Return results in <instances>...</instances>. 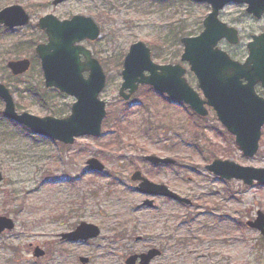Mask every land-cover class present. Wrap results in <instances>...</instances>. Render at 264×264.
Instances as JSON below:
<instances>
[{
	"label": "rangeland",
	"instance_id": "1",
	"mask_svg": "<svg viewBox=\"0 0 264 264\" xmlns=\"http://www.w3.org/2000/svg\"><path fill=\"white\" fill-rule=\"evenodd\" d=\"M14 4L22 5L31 21L13 29L0 26V79L13 91L18 110L41 117L71 113L75 98L45 86L35 47L47 36L36 23L48 13L60 19L82 14L101 28L97 40L81 44L107 75L100 94L107 115L100 136H80L73 144L12 121L0 125V216L15 222L11 231L0 234V264H84L80 257L89 258L85 264H125L128 256L152 248L162 254L150 264H264V236L247 224L258 211L264 213V185L225 180L206 168L215 158L264 167V126L257 154L248 157L211 108L197 121L184 104L149 96L146 89L130 101L118 96L124 56L139 40L151 47L157 63L184 65L198 90L189 64L180 60L183 45L177 33L198 35L210 5L193 0H67L58 5L53 0H0V10ZM245 8L232 3L220 14L238 28L241 42L221 40L219 46L240 61L248 54L251 35L264 32V16L256 19ZM23 57L32 59L30 70L12 75L7 62ZM145 155L171 157L176 163L154 166ZM92 157L104 164L103 171L90 169ZM136 169L191 203L139 192L131 179ZM150 200L152 206L146 204ZM82 221L98 225L100 235L77 242L61 238ZM36 246L43 256H34ZM233 246L246 250L242 258L233 259Z\"/></svg>",
	"mask_w": 264,
	"mask_h": 264
},
{
	"label": "water",
	"instance_id": "2",
	"mask_svg": "<svg viewBox=\"0 0 264 264\" xmlns=\"http://www.w3.org/2000/svg\"><path fill=\"white\" fill-rule=\"evenodd\" d=\"M64 1L67 0H54L53 3L58 5ZM193 1L209 4L211 11L203 20L204 29L200 34L181 38L184 45L181 60L190 64V70L197 76L198 86L204 97L187 81V69L183 65L155 62L150 46L141 40L132 43L125 55L120 96L129 100L140 85L146 84L160 93L167 94L172 100L188 104L198 115L206 116L209 112L207 106L212 107L218 119L235 136L243 154L253 157L260 148L264 126V95L258 94L255 88L258 83L264 88V33L252 36L247 44L248 56L244 61L233 59L219 48L218 43L226 39L231 44H237L240 40L239 30L223 22L219 15L227 4L239 3L247 5L248 13L261 18L264 14V0ZM30 20L29 13L20 4L0 10V25L9 29L25 26ZM37 25L48 36V42L36 46L46 87H54L74 96L76 101L72 104L71 113L62 118L51 115L41 117L27 111L19 112L14 93L0 80V98L4 102L5 117L37 134L65 144H73L76 137L101 135L107 110L106 101L100 99V94L106 86L107 76L92 51L80 44L83 40H96L100 36V27L89 16L77 14L70 19H60L52 13L42 16ZM7 65L14 75H20L29 70L31 60H9ZM145 158L154 165L176 162L173 158L156 155H147ZM87 163L94 171H102L105 168L104 164L94 157ZM206 168L223 179H240L248 185H254L257 181L258 184L264 185V167L243 166L233 160L216 158L207 164ZM131 178L140 181L136 189L143 194L165 196L191 203L189 199L178 195L166 185L149 180L140 170H136ZM2 180L0 170V183ZM146 204L152 206L153 201H146ZM247 224L264 235L262 211H258L255 220H248ZM14 227L12 218L0 216V234ZM100 233L98 225L83 221L75 230L63 233L61 237L68 242H77L96 238ZM33 254L41 257L45 251L36 246ZM161 254L160 249L152 248L147 252L128 256L125 264H150ZM80 260L84 264L89 262L87 257H80Z\"/></svg>",
	"mask_w": 264,
	"mask_h": 264
},
{
	"label": "trees",
	"instance_id": "3",
	"mask_svg": "<svg viewBox=\"0 0 264 264\" xmlns=\"http://www.w3.org/2000/svg\"><path fill=\"white\" fill-rule=\"evenodd\" d=\"M177 41L179 42V40H180V38H179V32L177 33ZM158 56V55H157ZM36 58V57H35ZM143 89H146L147 91H148V95L150 96V95H152L153 94V92H154V89L152 88V87H150V86H143ZM161 97H163L165 100L164 101H166L167 100V98H166V96H164V95H160ZM0 101H1V99H0ZM190 111H191V109H190ZM191 115L193 116V118L195 119V120H197V121H199V117L195 114V113H193L192 111H191ZM110 115L108 114V117H109ZM10 121L7 119V118H5V116L3 115V111L2 110H0V125L1 124H4V123H9ZM23 129L24 130H26V131H28L27 129H25L24 127H23ZM147 130H149L150 131V128H149V125L147 126V128H146ZM229 137H231L230 139H233L234 140V138H233V136L231 135V134H229ZM213 152H215V151H213Z\"/></svg>",
	"mask_w": 264,
	"mask_h": 264
},
{
	"label": "bare ground",
	"instance_id": "4",
	"mask_svg": "<svg viewBox=\"0 0 264 264\" xmlns=\"http://www.w3.org/2000/svg\"><path fill=\"white\" fill-rule=\"evenodd\" d=\"M232 248H233V252L231 255H232L233 259L242 258V256L246 252V250L243 251L238 246H233Z\"/></svg>",
	"mask_w": 264,
	"mask_h": 264
},
{
	"label": "flooded vegetation",
	"instance_id": "5",
	"mask_svg": "<svg viewBox=\"0 0 264 264\" xmlns=\"http://www.w3.org/2000/svg\"><path fill=\"white\" fill-rule=\"evenodd\" d=\"M255 88L257 93H259L260 95H264V88L261 83H258Z\"/></svg>",
	"mask_w": 264,
	"mask_h": 264
}]
</instances>
